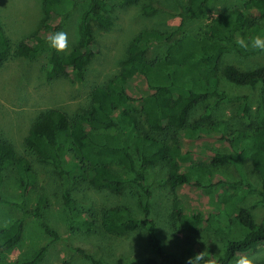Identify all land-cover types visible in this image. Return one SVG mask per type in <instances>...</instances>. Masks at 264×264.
<instances>
[{
  "label": "trees",
  "instance_id": "1",
  "mask_svg": "<svg viewBox=\"0 0 264 264\" xmlns=\"http://www.w3.org/2000/svg\"><path fill=\"white\" fill-rule=\"evenodd\" d=\"M84 1L88 4L80 18L78 40L70 53L64 55L49 48L46 38L58 32L65 19ZM118 1L133 5L141 0ZM210 1L188 0V5L182 10L170 12L172 17L180 19L176 29L144 28L138 32L128 41L117 73L109 75L93 88L89 102L73 113L59 108L42 111L31 122L21 150L14 141L0 136V205L16 214L9 226L0 229V261L5 250L22 240L29 218L38 219L54 241L60 238L44 219L45 198L42 197L35 205L29 203V194L38 180L33 165L35 157L55 169L61 181L59 195L67 226L73 232L99 234L107 231L122 235L144 226L151 248L170 264H188L189 258L199 253L213 264H232L234 257L264 246V220L257 223L245 202L249 194L257 192L261 195L259 203L264 204V64L253 69H241L222 62L230 51L241 56L264 53L235 44L237 36L264 34V25L260 23L264 19V0H248L243 9L234 8L212 15L210 32L206 35L196 36L187 32L189 21L202 17ZM41 10L37 28L17 43L6 33L0 20V68L16 57L35 58L47 54L43 71L48 79L71 71L76 80H84L89 64L98 53L96 29L107 30L114 24L111 0H41ZM143 10L152 15L157 7L148 4L143 6ZM155 43L167 44L165 56H149V49ZM138 76L146 83V91L139 96L131 91V82ZM223 78L242 86L262 84L257 109L259 127L255 134L234 129L225 120L214 121L213 116L220 105L241 99L244 102L238 113L250 114L248 98L224 90L221 87ZM207 101L210 102L199 116L201 121L193 126L192 108ZM138 102L141 103L140 108L136 106ZM216 130L220 132L219 139L227 141L231 150L209 154L210 163L214 166L232 163L238 171L246 172L245 178L232 180L219 176L215 179V173L207 167L199 170L180 168L183 162L191 160L192 150L183 151V144L177 142L179 132L195 139ZM247 160L260 175V187L251 181L246 169ZM116 163L134 170V176L118 174L113 168ZM154 165L166 168L167 182L173 188L198 186L202 192L206 189L212 192L208 212L199 206L186 208L176 200L170 219L177 230L203 229L220 237L225 243L223 254L215 256L196 251L182 261L175 254L165 252L156 221L151 216L153 191L146 174ZM11 166L19 175V198L4 191L3 173ZM81 182L94 189L114 192L130 187L137 196L142 217L135 215L127 205L107 208L98 217L78 205L75 188ZM221 209L230 216L228 228L216 218ZM185 246L192 250L194 243L188 240ZM46 250L47 247L42 246L31 258H21L12 264H40ZM75 251L92 259L81 248H75ZM157 263L156 259L147 258L125 264ZM60 264L71 263L64 259ZM257 264H264V261Z\"/></svg>",
  "mask_w": 264,
  "mask_h": 264
},
{
  "label": "rangeland",
  "instance_id": "2",
  "mask_svg": "<svg viewBox=\"0 0 264 264\" xmlns=\"http://www.w3.org/2000/svg\"><path fill=\"white\" fill-rule=\"evenodd\" d=\"M248 0H211L204 8V14L198 19L189 21L186 31L196 36H203L210 32V17L215 14L228 12L234 8L243 9ZM113 4L114 24L110 29H96L97 54L87 68L84 80L75 79L71 71L63 76L48 79L43 71L47 63V54L35 58L16 57L8 60L0 68V136L8 138L23 148V140L33 119L42 111L59 108L71 113L78 111L80 106L89 102L93 88L105 81L109 75L117 73L125 55L128 41L144 28L158 30L176 29L180 19L172 17L170 12H178L188 5V0H141L137 4L124 5L118 0H111ZM88 1L79 4L65 19L60 30L68 33L67 46L58 51L67 55L72 50L79 37V24L81 15ZM153 4L157 11L149 15L143 6ZM42 16L41 0H0V20L10 38L17 43L23 37L33 32ZM264 25V19L260 20ZM59 30V31H60ZM167 44L155 43L149 49L150 57H162L166 54ZM223 64H234L241 69H253L264 64V53L241 56L236 51H230L223 57ZM146 83L142 77H136L131 82V91L136 95L143 94ZM221 87L235 96H246L250 106V114L245 116L238 113L244 99L229 102L219 106L214 121L225 120L234 129H243L252 134L258 130L257 109L262 84L256 87L242 86L222 79ZM208 102L197 103L191 111L193 126L201 120L199 116L204 112ZM140 108L141 103H136ZM145 116H143V119ZM208 127L207 125H205ZM219 131L210 132L201 138L189 139L179 132L177 142L183 144V151L192 150L191 160L183 162L181 169L210 168L215 173L214 178L223 176L232 180L245 178L246 172L238 171L235 165L229 163L224 166H214L209 161V154L213 152H229L231 150L227 141H222ZM23 151V149H22ZM37 157L33 158L34 169L38 180L29 194V203L35 205L42 197L46 200L44 219L60 235L56 241L43 229L40 221L29 218L25 224L22 240L14 247L5 250L1 255L0 264H12L21 258H31L34 253L46 246L47 250L40 264H60L69 259L71 264H125L136 260L154 258L157 264H170L159 256L149 245L147 230L144 226L138 227L126 234L109 233L82 234L71 231L67 226L63 204L59 195V180L55 169L50 165L41 163ZM115 171L121 176L133 177L134 170L126 168L123 164L113 165ZM246 169L255 186L260 187L262 182L259 173L250 160L246 161ZM247 175V174H246ZM4 191L7 195L20 197V181L16 169L11 166L3 173ZM147 182L152 186V213L155 219L158 234L166 253L175 254L185 261L195 252H202L219 256L225 251V243L205 230H177L171 224L170 214L174 201L178 200L186 208L199 206L206 213L211 209L209 197L210 190L195 186H180L173 188L167 182L166 168L162 165L151 166L147 171ZM75 196L79 199L78 205L101 216L102 212L116 205L129 206L135 215L142 217L137 196L129 187L121 192L111 190H98L81 182L75 188ZM261 195L257 192L249 194L246 206L254 215L255 221L264 220V204L259 203ZM252 206H255L252 208ZM18 214V213H17ZM16 214L5 206L0 205V229L9 226ZM219 222L228 228L230 216L226 210L221 209L216 214ZM194 243L192 250L185 244ZM75 248H81L92 259ZM241 255L253 256L256 264L264 261V246Z\"/></svg>",
  "mask_w": 264,
  "mask_h": 264
},
{
  "label": "clouds",
  "instance_id": "3",
  "mask_svg": "<svg viewBox=\"0 0 264 264\" xmlns=\"http://www.w3.org/2000/svg\"><path fill=\"white\" fill-rule=\"evenodd\" d=\"M46 39L49 48L61 51L67 46L69 37L66 30H60L49 35ZM235 44L240 48H251L264 52V34L257 33L248 37L237 36ZM194 261L197 264L201 261H204L205 264H213V261H206L205 257L200 255V253L189 258L188 264H194ZM232 264H256V259L253 256L240 255L233 258Z\"/></svg>",
  "mask_w": 264,
  "mask_h": 264
}]
</instances>
